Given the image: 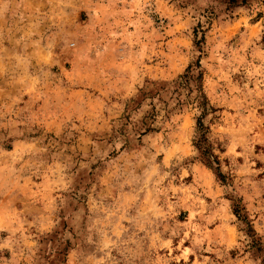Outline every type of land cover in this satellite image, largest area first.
<instances>
[{"label": "rangeland", "instance_id": "374dc122", "mask_svg": "<svg viewBox=\"0 0 264 264\" xmlns=\"http://www.w3.org/2000/svg\"><path fill=\"white\" fill-rule=\"evenodd\" d=\"M0 264H264V0H0Z\"/></svg>", "mask_w": 264, "mask_h": 264}, {"label": "trees", "instance_id": "16d2710c", "mask_svg": "<svg viewBox=\"0 0 264 264\" xmlns=\"http://www.w3.org/2000/svg\"><path fill=\"white\" fill-rule=\"evenodd\" d=\"M200 61L191 63L186 68L183 75L187 81L196 80L198 83H194L197 94L195 95V101L197 106L201 110V114L197 118L196 133L193 139L194 146L200 151V157L210 167H214L218 170V175L222 178L225 177L223 173L219 171V159L216 154L212 152V145L208 137V126L204 124V116L212 110L206 94L203 91L202 83H199L202 78V70L200 69ZM182 84V83H179ZM188 84V83H183ZM182 84V85H183ZM234 212L242 221L247 218L244 208L238 203L234 205Z\"/></svg>", "mask_w": 264, "mask_h": 264}]
</instances>
